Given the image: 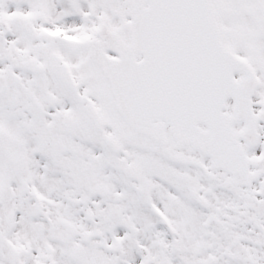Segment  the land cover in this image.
Listing matches in <instances>:
<instances>
[{
    "label": "snow or ice",
    "instance_id": "6c2138e0",
    "mask_svg": "<svg viewBox=\"0 0 264 264\" xmlns=\"http://www.w3.org/2000/svg\"><path fill=\"white\" fill-rule=\"evenodd\" d=\"M0 264H264V0H0Z\"/></svg>",
    "mask_w": 264,
    "mask_h": 264
}]
</instances>
